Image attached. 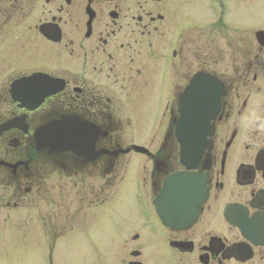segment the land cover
<instances>
[{
    "label": "flooded vegetation",
    "instance_id": "obj_1",
    "mask_svg": "<svg viewBox=\"0 0 264 264\" xmlns=\"http://www.w3.org/2000/svg\"><path fill=\"white\" fill-rule=\"evenodd\" d=\"M200 75L223 94L184 158ZM50 188L126 202L119 264H264V0H0V189Z\"/></svg>",
    "mask_w": 264,
    "mask_h": 264
},
{
    "label": "rangeland",
    "instance_id": "obj_2",
    "mask_svg": "<svg viewBox=\"0 0 264 264\" xmlns=\"http://www.w3.org/2000/svg\"><path fill=\"white\" fill-rule=\"evenodd\" d=\"M11 192L0 189V264H119L128 258L115 227V218H126L125 201L109 203L107 221L95 222L84 210L85 190L60 199L52 188L42 199L33 190L22 202ZM113 211L120 214L114 218Z\"/></svg>",
    "mask_w": 264,
    "mask_h": 264
},
{
    "label": "water",
    "instance_id": "obj_3",
    "mask_svg": "<svg viewBox=\"0 0 264 264\" xmlns=\"http://www.w3.org/2000/svg\"><path fill=\"white\" fill-rule=\"evenodd\" d=\"M216 86L222 87V85L213 78H210L206 75H200L193 81L189 89L183 95L184 107L187 109V114L183 115V120L187 123L182 122L179 124L177 126L176 132L184 158H191L193 155H197V152H202L206 144L205 137L209 133V130H211L209 126V117H203L204 121L202 119V121L198 124H196L194 120V123H189L187 120L191 118L189 108H192L195 103L197 106L196 111H198L197 114L195 113V115L198 116V118H201L200 113L202 110H207L208 107L214 103H217L218 105L223 92L222 88L218 91ZM62 126L63 128L61 127L60 130V135L62 137L61 140H57V142L62 147V149L72 150L74 142L70 140L71 133L69 132L68 125ZM65 128L68 129L64 130ZM44 133L51 135V140L49 141L51 146L53 144V131H45ZM133 148L135 150H143L139 147ZM188 180V178H185L182 175H177L168 179L167 182L173 186L174 184L186 182Z\"/></svg>",
    "mask_w": 264,
    "mask_h": 264
}]
</instances>
